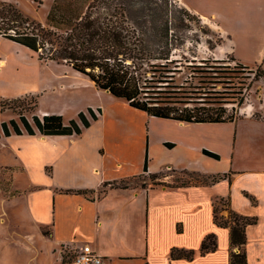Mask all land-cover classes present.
Wrapping results in <instances>:
<instances>
[{
  "label": "crops",
  "instance_id": "crops-1",
  "mask_svg": "<svg viewBox=\"0 0 264 264\" xmlns=\"http://www.w3.org/2000/svg\"><path fill=\"white\" fill-rule=\"evenodd\" d=\"M5 42L33 53L0 35V43ZM235 48L237 50L238 46ZM33 55L39 60L35 53ZM4 61L1 56L0 65ZM60 65L66 75L75 78L77 85L92 87L99 95L106 91L95 87L85 75L80 78L83 74L70 66ZM69 69L72 71L68 72ZM11 84L2 80L0 96L22 94L20 91L5 93L13 91L6 90ZM105 99H109V103L103 107L100 102L88 101L68 104L65 110L51 112L65 114L70 108L76 117L85 107L95 109L97 118L90 119L89 126L82 128L79 135L43 138L39 134L15 135L21 139L67 140L76 147L73 150L65 143L55 158L49 155L45 158L49 181L40 188L45 189L48 201L46 207L38 209L35 218H28L35 227L34 234L17 228L19 220L16 218H0V264H18L22 254L28 256L25 264H63L65 254L60 249L79 248L83 244H89L100 254L103 264H229V228L218 226L213 220V202L220 198H229L236 213L257 218L256 223L245 229L244 249L247 264H264V171L217 172L207 167L209 164L204 158L209 156L203 153L207 146L196 143V125L231 122L187 123L157 118L130 107L125 100L111 94ZM45 113L41 110L38 115ZM170 142L175 144L168 146ZM176 145L183 147L181 160L172 159L167 155L170 152L165 155V151H170L167 148ZM190 152L194 153L196 167L191 161L184 163V155ZM146 158L147 172L143 173ZM154 162L159 164L158 169L153 168ZM167 171L221 178L215 182L174 186H123L149 173L157 174L159 181L170 184L166 180ZM44 230L48 234H44ZM208 234H215L217 247L200 254L201 241ZM172 248L193 250L194 255L191 259H172Z\"/></svg>",
  "mask_w": 264,
  "mask_h": 264
},
{
  "label": "rangeland",
  "instance_id": "rangeland-1",
  "mask_svg": "<svg viewBox=\"0 0 264 264\" xmlns=\"http://www.w3.org/2000/svg\"><path fill=\"white\" fill-rule=\"evenodd\" d=\"M0 1L15 4L29 20L41 23L46 21L53 2ZM128 15L136 26L143 29L158 25L169 30L171 57L176 60L172 67L179 70L176 73L178 82L197 65L232 68L239 61L249 67L244 75L247 76L245 100L240 108H236L239 112L237 118L231 123L196 125V143H204L207 146L204 149L219 156L218 159L204 158L209 164L207 167L217 172L245 169L264 171V78L254 76L257 68L264 70V0H133ZM1 56L5 61L0 65V84L6 80L8 84L12 83L6 86V90L13 91L5 93L20 91L22 94L0 96V123L10 119L19 122L20 114L31 120L32 115H38L41 110L47 113L65 110L72 103L100 102L102 107L109 103V99H105L110 98L107 91L99 95L92 87L77 85L74 77L63 72L60 63L39 61L24 47L12 42L0 43ZM232 82H237V79H232ZM216 89L221 90L222 85L217 84ZM227 106L230 108L233 104ZM88 108L90 106L85 107L84 112L89 118ZM75 114L73 109L67 108L65 114L61 115L67 122L75 118ZM66 141L42 140L39 137L21 139L15 135L5 138L0 134V218H16L19 220L17 228L34 234L35 227L28 218H35L38 209L46 207L48 201L45 189L40 188L49 181L45 158L47 155L55 158L65 143L74 150L76 145ZM167 149L170 151H165V155L170 152L167 155L172 159H182V145ZM156 153L160 154L158 150ZM183 159L184 163L191 161V165L197 166L193 162V152L184 155ZM154 165L153 168L158 169L159 164L154 162ZM166 174L167 182L173 185L206 183L210 180L190 172L167 171ZM157 181L144 174L126 183L141 186ZM73 255L72 251H67L64 256L69 259ZM24 256L19 257L18 264H25L28 256Z\"/></svg>",
  "mask_w": 264,
  "mask_h": 264
},
{
  "label": "trees",
  "instance_id": "trees-1",
  "mask_svg": "<svg viewBox=\"0 0 264 264\" xmlns=\"http://www.w3.org/2000/svg\"><path fill=\"white\" fill-rule=\"evenodd\" d=\"M132 2L53 0L46 21L41 23L29 20L15 4L0 1V35L25 46L39 60L70 66L88 77L98 89L108 91L114 97L125 100L130 107L150 116L187 123L233 122L239 115L236 108H240L245 100L247 76L244 75L249 67L235 58L232 68L197 65L178 82L176 73L179 70L172 67L176 60L171 57L169 30L158 25L151 29L136 26L128 15ZM254 76L264 78V70L257 68ZM232 79H237V82H232ZM217 84L222 85L221 90L216 89ZM227 104L233 106L228 108ZM34 105H37L36 100ZM87 112L89 118L85 112L79 111L75 118L67 122L57 113L33 114L31 120L20 114L19 122L15 119L2 121L0 134L4 137L22 134L79 135L82 128L89 126L90 119L97 118L90 108ZM203 153L219 158L216 153L205 149ZM146 172L147 158L143 165V173ZM190 174L202 176L195 172ZM148 177L152 180L159 178L154 173H149ZM209 178L215 182L221 176ZM153 185L174 186L161 181ZM213 220L216 225L229 228V264H247L245 229L247 225L256 223L257 218L236 213L230 206L229 198H220L213 202ZM43 233L48 234L46 230ZM216 247L215 234H208L201 241L199 252L205 254ZM193 255V250L182 248L170 251L172 259H191ZM69 261L70 258L62 257L63 264Z\"/></svg>",
  "mask_w": 264,
  "mask_h": 264
},
{
  "label": "built area",
  "instance_id": "built-area-1",
  "mask_svg": "<svg viewBox=\"0 0 264 264\" xmlns=\"http://www.w3.org/2000/svg\"><path fill=\"white\" fill-rule=\"evenodd\" d=\"M67 251H72L74 255L70 257L69 264H103V258L89 244H83L79 248H61L64 255Z\"/></svg>",
  "mask_w": 264,
  "mask_h": 264
},
{
  "label": "bare ground",
  "instance_id": "bare-ground-1",
  "mask_svg": "<svg viewBox=\"0 0 264 264\" xmlns=\"http://www.w3.org/2000/svg\"><path fill=\"white\" fill-rule=\"evenodd\" d=\"M41 136V138H43L44 137V135H40Z\"/></svg>",
  "mask_w": 264,
  "mask_h": 264
}]
</instances>
